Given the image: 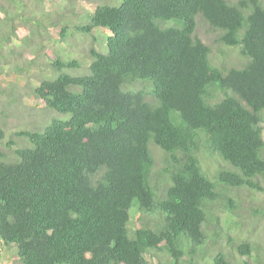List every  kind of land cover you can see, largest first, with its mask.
<instances>
[{
    "label": "trees",
    "instance_id": "obj_1",
    "mask_svg": "<svg viewBox=\"0 0 264 264\" xmlns=\"http://www.w3.org/2000/svg\"><path fill=\"white\" fill-rule=\"evenodd\" d=\"M45 1L0 0V73L27 53L52 75L26 88L49 119L8 134L1 112L0 241L19 264H264L262 243L234 235L264 197V0ZM198 15L242 67L212 64ZM106 32L107 54L62 58L75 34ZM14 87L0 91L13 111Z\"/></svg>",
    "mask_w": 264,
    "mask_h": 264
},
{
    "label": "rangeland",
    "instance_id": "obj_2",
    "mask_svg": "<svg viewBox=\"0 0 264 264\" xmlns=\"http://www.w3.org/2000/svg\"><path fill=\"white\" fill-rule=\"evenodd\" d=\"M229 3H237L239 0H227ZM122 3V0H103L102 5L109 7H118ZM63 4L62 0H46L44 10L47 12L56 13L57 9H59ZM87 7V6H86ZM246 12L245 14H247ZM90 19L87 17V22ZM196 37L201 39L205 44L210 46L211 48V61L215 67L219 68H231V67H242L245 64V58L242 57L239 48H230L218 41V37L220 35L219 31L212 29L208 23L202 18L201 15L196 16ZM165 26L163 27H174L176 24L174 21L163 23ZM162 24V25H163ZM27 29L24 28L23 33L27 34ZM108 31V30H107ZM109 32V31H108ZM242 33V32H241ZM109 35V33L98 34L97 38L100 39L96 43L94 42L91 45V42L78 34L69 38V44L65 47L64 50L67 52L62 56L63 59L69 60L70 57L76 58L77 60H82L80 58V54L86 58L84 55L89 48L95 46L96 49L104 54L108 53L107 48V37H101ZM16 46H19L17 44ZM32 55V54H31ZM31 57V56H30ZM37 62L31 64V66H27L30 63L29 56L27 53L21 56H14L13 61L11 63L5 64L3 73H0V91L4 92L5 88L11 85H14L15 89L20 91L18 94L19 99H23L21 106L13 105L14 111L6 106L7 97L0 94V119L2 111H8L11 114H15L13 118L9 119V126L7 128L8 134H14L16 132L25 131L30 127L32 122L49 119L47 114L42 113V108L44 104L37 102L32 96V93L28 86L36 87L39 85V82L42 78H47L52 76L49 65L44 62V58L41 56H37L35 59ZM19 66L20 68L28 70L26 71V76L21 74H16L17 78H15V74L12 69L15 70V67ZM82 67L80 63L79 66L73 71L70 70L71 75L78 76L81 75L79 69ZM224 74L227 71L220 69ZM8 91V90H6ZM24 106V107H23ZM22 110L21 113H18L19 110ZM18 110V111H17ZM54 117H59V114H53ZM42 123V122H41ZM153 145V144H152ZM154 146V145H153ZM153 155L156 161V167L154 168L155 172H160L164 166V154L158 149H153ZM162 159V160H161ZM256 202L258 205H254L258 209L259 215H257L253 220L247 221L244 220L243 224L235 229L234 235L239 236L242 239H250L252 241L260 242L264 245V197L262 199H255L253 201L248 197L246 201V205H253ZM140 216L141 213L138 207H134L130 212V227L136 229L140 226ZM149 264H158L157 260H152L148 257ZM0 264H19L17 253L15 247H7L0 241Z\"/></svg>",
    "mask_w": 264,
    "mask_h": 264
},
{
    "label": "bare ground",
    "instance_id": "obj_3",
    "mask_svg": "<svg viewBox=\"0 0 264 264\" xmlns=\"http://www.w3.org/2000/svg\"><path fill=\"white\" fill-rule=\"evenodd\" d=\"M162 160V159H161ZM165 183V182H164ZM163 186V185H162Z\"/></svg>",
    "mask_w": 264,
    "mask_h": 264
}]
</instances>
